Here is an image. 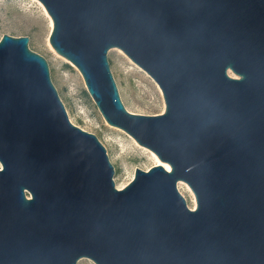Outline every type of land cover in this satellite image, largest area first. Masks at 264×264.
Segmentation results:
<instances>
[{
  "label": "water",
  "instance_id": "obj_1",
  "mask_svg": "<svg viewBox=\"0 0 264 264\" xmlns=\"http://www.w3.org/2000/svg\"><path fill=\"white\" fill-rule=\"evenodd\" d=\"M38 1L107 123L170 168H137L118 188L46 58L3 35L0 264H264V0ZM114 48L158 85L164 112L125 107Z\"/></svg>",
  "mask_w": 264,
  "mask_h": 264
},
{
  "label": "rangeland",
  "instance_id": "obj_2",
  "mask_svg": "<svg viewBox=\"0 0 264 264\" xmlns=\"http://www.w3.org/2000/svg\"><path fill=\"white\" fill-rule=\"evenodd\" d=\"M38 2V0H0V40L5 34L30 38V49L44 56L48 61L52 82L58 90L71 122L99 138L114 165L116 186L118 188L126 186L133 180L137 168L148 170L157 165L159 158L150 149L142 145L137 146L132 140L133 137L131 138V135L123 129L112 128L91 96L84 93L87 90L77 68L68 61L59 59L50 50L48 41L52 29L49 19ZM108 59L122 102L130 112L145 115L164 112L166 106L163 94L144 70H140V67L123 51L111 49ZM186 186L189 187L187 184L182 185V191L179 190L186 198L188 206L195 209L197 206L192 207V199L195 195L191 188L189 187V191ZM77 264L95 263L83 258Z\"/></svg>",
  "mask_w": 264,
  "mask_h": 264
},
{
  "label": "bare ground",
  "instance_id": "obj_3",
  "mask_svg": "<svg viewBox=\"0 0 264 264\" xmlns=\"http://www.w3.org/2000/svg\"><path fill=\"white\" fill-rule=\"evenodd\" d=\"M39 3V2H38ZM39 5L42 7V9L44 10V12H45V15L47 16V18L49 19V24H50V28L52 29L53 28V22H52V20H51V17L49 16V14L46 12V10L44 9V7L39 3ZM48 46H49V48H50V50L59 58V59H63V60H66L64 57H62L61 55H59L58 53H56L55 52V50L53 49V47L51 46V44H50V42L48 41ZM113 50H119V51H121L120 49H113ZM66 61H68V60H66ZM140 70H142L141 68H140ZM143 71V70H142ZM147 75V74H146ZM148 76V75H147ZM156 85V84H155ZM156 87L158 88V90L160 91V93H162V91L160 90V88L156 85ZM162 95V94H161ZM164 99V98H163ZM164 103H165V101H164ZM112 128H116V129H118V130H122V129H120V128H117V127H114V126H111ZM132 138V137H131ZM132 140L134 141V143L137 145V146H141L140 144H138L137 143V141L134 139V138H132ZM157 165H164L165 167H167L168 169L170 168L169 167V165L167 164V163H164V162H162L160 159L158 160V163H157ZM182 185H186V183H184V182H179V184H178V187H179V189L182 191ZM123 187H125L124 185L123 186H119V188H123ZM187 187V186H186ZM187 189L190 191V189H189V187H187ZM192 207L193 208H195L196 206H197V201H196V199H195V197L193 196V199H192Z\"/></svg>",
  "mask_w": 264,
  "mask_h": 264
},
{
  "label": "trees",
  "instance_id": "obj_4",
  "mask_svg": "<svg viewBox=\"0 0 264 264\" xmlns=\"http://www.w3.org/2000/svg\"><path fill=\"white\" fill-rule=\"evenodd\" d=\"M84 93H85L86 95H88V93H87L86 91H85Z\"/></svg>",
  "mask_w": 264,
  "mask_h": 264
}]
</instances>
